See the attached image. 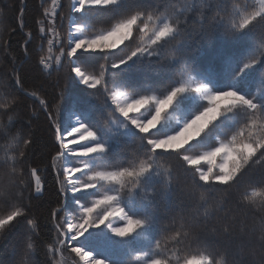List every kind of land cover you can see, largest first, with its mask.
I'll use <instances>...</instances> for the list:
<instances>
[{"label":"snow or ice","instance_id":"6c2138e0","mask_svg":"<svg viewBox=\"0 0 264 264\" xmlns=\"http://www.w3.org/2000/svg\"><path fill=\"white\" fill-rule=\"evenodd\" d=\"M41 7L42 18L36 21L39 50L46 49L38 61L41 74L50 77L65 69L64 84L58 75L52 85V101L40 99L51 121L50 168L57 196L63 198L50 213L54 243L47 253L52 264H61L55 257L64 250L78 258L75 264H173L172 247L175 264H264V32L258 49L244 48L246 38L255 39L257 25L264 27V0L259 7L238 0H191L180 7L176 0H71L67 14L62 0ZM24 11L21 0V18ZM65 20L66 43L61 36ZM195 23L200 24L198 38L210 43L211 35L220 33L244 50L233 52L231 63L221 62L217 52L206 67L189 27ZM25 37L27 56L33 33ZM213 65L216 70L210 71ZM14 71L16 84L23 87L19 70ZM253 81L259 94L249 90ZM70 84L97 102L66 116ZM15 103L5 100L0 109ZM4 135L13 147L11 155L5 149L0 163L19 193L0 190L5 205L0 233L24 221L22 264H29L38 222L24 200L39 199L45 191L41 169L32 166L28 151L36 139L31 129L27 138L23 130L11 133L10 128ZM159 161L173 166L165 168ZM29 172L34 183L23 179ZM233 189L238 198L230 203ZM218 191L221 199L210 210L206 194ZM177 193L181 203L198 194L204 211L192 217L174 214L161 227L171 209L161 210L159 199ZM233 209L258 217L253 229L260 233L258 240L253 242L242 221L239 230L229 226L238 220ZM215 212L224 213L220 229L209 227ZM209 237L240 243L230 253ZM185 246L202 251L181 258Z\"/></svg>","mask_w":264,"mask_h":264},{"label":"trees","instance_id":"16d2710c","mask_svg":"<svg viewBox=\"0 0 264 264\" xmlns=\"http://www.w3.org/2000/svg\"><path fill=\"white\" fill-rule=\"evenodd\" d=\"M64 4L63 12L67 14V5L71 0H62ZM191 0H176V7L186 6ZM241 5H255L259 7L255 0H238ZM25 11L21 18L20 8L21 0H0V102L5 100H15L16 103L10 109H0V126H3V131H0V162L5 157V149H8V155H11V148L13 145L9 138H5L4 133L11 129V133H16L19 130H23L25 138L28 136V129L35 134L36 145L34 148H29L31 153L32 166L41 169L39 175L45 191L39 199H25L24 203L30 208L29 215L35 217L38 222V227L35 229L31 237V242L34 244V250L32 256L29 258V264L34 261L35 264H44L45 261L48 264H52V257L47 253V246L50 243H54V229L51 221L50 213L53 208L60 207L58 200L62 201L63 198L57 196L56 175L51 171V157L48 156L50 142L52 141V133L49 131V125L51 121L46 120L47 113L43 112L40 106V99L52 101L54 88L52 85L56 84L58 75L61 77L60 84L63 85V72L65 69H61L60 73L53 72L49 77L46 74H41V66L38 64L41 55L46 54L39 50V25L36 21L42 18L43 7H50L51 0H24ZM249 10H252L251 8ZM172 9L169 8V12ZM200 14L197 13L195 19L200 20ZM21 19L23 27H21ZM97 28L103 27V25L97 24ZM190 28L194 29L193 41L195 47L199 49L200 61L208 67V62L212 56L219 52L220 60L223 63H231L234 59L233 52L239 49V46L233 45L227 42L225 37L220 33L212 34L209 39L198 35L200 33V24H190ZM33 33V39L26 45L28 49V55L24 53L25 45V33ZM256 37L253 40L251 37L246 38L244 48H256L260 47V33L264 32V27L257 25L254 30ZM67 21L64 22V27L61 30L62 38H65L66 43ZM46 43V41H45ZM243 51L244 49H239ZM59 53V49L54 50V55ZM14 69L19 70V74L23 80V87L16 84V72ZM210 71H215V66L209 67ZM83 87V86H79ZM249 90L259 94V87L253 81L249 84ZM36 92V97L28 95V93ZM38 97V98H37ZM102 101V96L100 97ZM95 99L85 96L79 92L78 87L74 85L68 86V97L66 104V116L72 111L80 109H90L93 103H96ZM97 117L99 113H94ZM59 145H57V148ZM55 154L54 152L52 153ZM165 168H170L173 165L167 161H159ZM259 168L260 166H256ZM25 182H33L30 172L26 173L23 178ZM253 186H256V182H251ZM13 189L17 194L19 189L15 188L13 184V177L10 175L9 170L0 163V190ZM189 190L190 185H189ZM251 189L249 188V191ZM240 191H244L242 186ZM233 195L229 197L231 203L238 198L235 190H232ZM25 197L29 195V192L25 190ZM34 195V193H33ZM222 192H214L211 195L206 194L207 206L210 210L215 209L218 202L221 199ZM177 193L172 199H159L158 207L163 210L170 208L171 211L167 216L161 220V227L167 226L172 222L174 214L183 213L188 217L202 214L204 209L198 206L199 197L195 196L183 197L182 203L177 197ZM227 207V205H226ZM5 211V205L0 202V214ZM234 214L238 217L237 222L233 224L229 221L230 227H235L237 230L246 226V230L250 234V238L255 242L259 239V231H253L254 227L258 225V217H254L251 213H244L242 211H236L233 209ZM64 213H61V216ZM201 219L203 216L201 215ZM224 223V213L215 212L209 221V227L213 225L220 229ZM24 221H21L15 226L6 229L3 233H0V264H22L25 259L22 250L26 248L27 241L22 237ZM180 221L177 218L175 227L178 228ZM171 235V233H169ZM209 242L221 249H227L230 253H234L240 243L239 239L231 237H222L220 239H211ZM196 246L191 248H185L180 252L181 258L191 255H198L201 252ZM176 248L172 247L169 255L173 256V264H175ZM66 258H64L69 264H75L74 254L70 252H64ZM57 255V256H59ZM257 255L259 250L257 249ZM56 258V257H55ZM221 257L217 256L219 260Z\"/></svg>","mask_w":264,"mask_h":264},{"label":"rangeland","instance_id":"374dc122","mask_svg":"<svg viewBox=\"0 0 264 264\" xmlns=\"http://www.w3.org/2000/svg\"><path fill=\"white\" fill-rule=\"evenodd\" d=\"M256 1V3L258 4V6H259V0H255ZM67 250H64L60 255H62L63 257H65L66 258V255H65V253L64 252H66ZM67 252H69V251H67ZM59 255V254H58ZM56 256V258L55 259H57V260H60L61 261V264H69L64 258H62L61 256ZM76 260H78V258H76L75 257V261ZM75 263V262H74Z\"/></svg>","mask_w":264,"mask_h":264}]
</instances>
